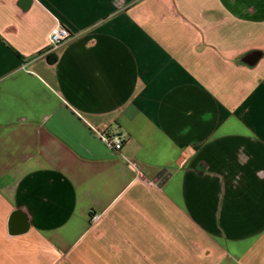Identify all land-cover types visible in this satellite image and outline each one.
I'll use <instances>...</instances> for the list:
<instances>
[{
    "label": "crops",
    "instance_id": "1",
    "mask_svg": "<svg viewBox=\"0 0 264 264\" xmlns=\"http://www.w3.org/2000/svg\"><path fill=\"white\" fill-rule=\"evenodd\" d=\"M0 264H264V0H0Z\"/></svg>",
    "mask_w": 264,
    "mask_h": 264
},
{
    "label": "built area",
    "instance_id": "2",
    "mask_svg": "<svg viewBox=\"0 0 264 264\" xmlns=\"http://www.w3.org/2000/svg\"><path fill=\"white\" fill-rule=\"evenodd\" d=\"M71 38V33L64 27H58L55 29L49 41V47L46 54L57 53L59 49ZM101 138L107 147L114 149L115 151H121L124 140L120 136L102 134ZM100 221V216L93 214L91 216V224L94 225Z\"/></svg>",
    "mask_w": 264,
    "mask_h": 264
},
{
    "label": "water",
    "instance_id": "3",
    "mask_svg": "<svg viewBox=\"0 0 264 264\" xmlns=\"http://www.w3.org/2000/svg\"><path fill=\"white\" fill-rule=\"evenodd\" d=\"M57 54L51 55V58H56Z\"/></svg>",
    "mask_w": 264,
    "mask_h": 264
}]
</instances>
